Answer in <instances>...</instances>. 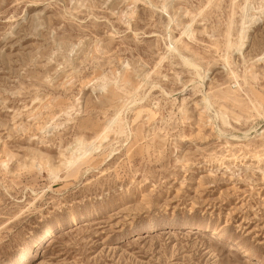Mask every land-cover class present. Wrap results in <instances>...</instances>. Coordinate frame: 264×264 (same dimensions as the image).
Instances as JSON below:
<instances>
[{
  "label": "rangeland",
  "instance_id": "obj_1",
  "mask_svg": "<svg viewBox=\"0 0 264 264\" xmlns=\"http://www.w3.org/2000/svg\"><path fill=\"white\" fill-rule=\"evenodd\" d=\"M47 228L15 264H264V0H0V264Z\"/></svg>",
  "mask_w": 264,
  "mask_h": 264
},
{
  "label": "bare ground",
  "instance_id": "obj_2",
  "mask_svg": "<svg viewBox=\"0 0 264 264\" xmlns=\"http://www.w3.org/2000/svg\"><path fill=\"white\" fill-rule=\"evenodd\" d=\"M206 97V96H205ZM206 101V103H207V106H206V108L208 107L209 108V106H210V103L207 101V100H205ZM206 105V104H205ZM204 105V106H205ZM208 108L206 109V110H208ZM210 110V109H209ZM109 130V129H108ZM81 145V144H80ZM75 155H77V154H75ZM87 155V152H84V153H81V154H79L77 157H73V159H71V160H69L68 162H67V165L68 166H73V165H75V164H77L78 162H80L85 156ZM82 217V216H81ZM69 223H71V224H69ZM77 224V219L76 218H73V219H71L70 221H68V225H76ZM56 228H57V230H61L62 228H63V226H62V224H59V225H57L56 226ZM54 228H47V229H45V230H43L42 232H39L36 236H34L33 238H32V240L29 242V244L26 246V247H24L23 249H22V251H20V252H18L16 255H14L10 260H8L7 262H6V264H15V263H17L18 261H21L22 259H23V257H24V255H26V254H28L33 248H35L36 246H37V244L39 243V241H41L42 239H44V237L46 236V235H48L49 233H52V232H54V230H53ZM197 230H199V228H197Z\"/></svg>",
  "mask_w": 264,
  "mask_h": 264
}]
</instances>
